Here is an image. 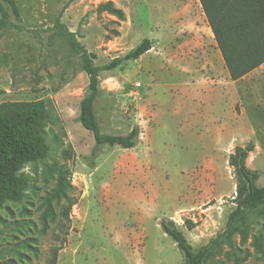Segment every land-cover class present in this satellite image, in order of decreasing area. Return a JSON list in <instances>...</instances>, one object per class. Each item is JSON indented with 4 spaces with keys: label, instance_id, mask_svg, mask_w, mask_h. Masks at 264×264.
<instances>
[{
    "label": "rangeland",
    "instance_id": "obj_1",
    "mask_svg": "<svg viewBox=\"0 0 264 264\" xmlns=\"http://www.w3.org/2000/svg\"><path fill=\"white\" fill-rule=\"evenodd\" d=\"M1 1L0 104L41 103L43 116L0 122V134L29 136L27 153L0 166V264H47L54 249L57 264H186L161 222L195 250L210 244L237 205V146L254 144L246 166L264 186L262 64L222 79L226 101L185 100L171 74L178 53L194 73L223 58L201 0H14L17 11ZM110 2L123 17L101 8ZM145 38L151 50L100 72L94 104L103 133L139 125L138 145H98L79 119L91 94L83 56L103 67ZM246 224V239L220 242L205 264H264V206Z\"/></svg>",
    "mask_w": 264,
    "mask_h": 264
},
{
    "label": "trees",
    "instance_id": "obj_2",
    "mask_svg": "<svg viewBox=\"0 0 264 264\" xmlns=\"http://www.w3.org/2000/svg\"><path fill=\"white\" fill-rule=\"evenodd\" d=\"M9 2L17 11L14 0ZM203 9L208 18L218 46L225 59L231 77L240 79L255 68L264 63V0H201ZM101 8L109 10L123 17V11L113 6L112 2ZM0 10L4 13L0 25L8 20V9L0 0ZM152 48L149 38L143 39L134 49L123 57L113 59L103 67H95L92 59L85 54L84 66L90 76L91 94L83 99L80 107L79 119L83 126L93 133L98 145H118L125 149L134 148L138 145L141 130L139 125L127 134L103 133L94 107L99 96V76L102 70H112L129 60L139 59ZM32 113L39 117L43 116L41 103L27 101H9L0 104V122L16 120L24 113ZM13 125H5V131L0 134V166L8 164L16 158H22L27 153L29 146L27 130L20 129L18 133L13 131ZM254 150V144L250 142L246 146H237L230 155V165L235 167L239 175L236 207L230 213L225 229L214 237L210 244L199 250H195L188 242L184 233L172 225L166 219L161 225L166 234L171 236L183 251L186 264H205L211 251L222 241H231L235 234L240 233L243 239L247 237V219L249 214L264 206V186L256 184L260 177L259 172H253L246 166V159ZM63 177L55 194L49 199H58L63 192ZM48 227L46 217L43 219V228ZM258 249L264 253L261 239L256 240ZM58 249L53 250V255L47 264H57ZM242 258L235 255V264H241Z\"/></svg>",
    "mask_w": 264,
    "mask_h": 264
},
{
    "label": "crops",
    "instance_id": "obj_3",
    "mask_svg": "<svg viewBox=\"0 0 264 264\" xmlns=\"http://www.w3.org/2000/svg\"><path fill=\"white\" fill-rule=\"evenodd\" d=\"M190 56H183L178 53L177 61H174L172 67V75L177 79V87L183 99L200 100L202 102H211L215 99H219L220 102L226 101L227 88L222 83V79L227 81L228 77L231 76L228 69L224 68V57L220 55L208 56L206 59V71L199 69L198 72L194 73L190 68ZM264 67V64L260 66ZM258 72V68H255L245 76L243 79L252 76L254 72ZM213 76H216L215 78ZM252 78V77H250ZM197 80V83L195 82ZM218 79V80H217ZM205 80V81H204ZM239 80H242L241 78ZM236 81V80H235ZM252 82L253 80L250 79Z\"/></svg>",
    "mask_w": 264,
    "mask_h": 264
},
{
    "label": "built area",
    "instance_id": "obj_4",
    "mask_svg": "<svg viewBox=\"0 0 264 264\" xmlns=\"http://www.w3.org/2000/svg\"><path fill=\"white\" fill-rule=\"evenodd\" d=\"M138 85L140 86V85H141V83H138Z\"/></svg>",
    "mask_w": 264,
    "mask_h": 264
}]
</instances>
